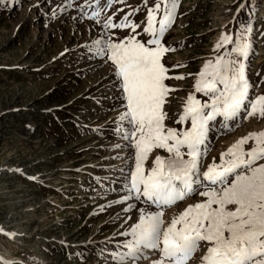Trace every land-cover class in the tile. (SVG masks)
<instances>
[{
    "label": "rangeland",
    "instance_id": "obj_1",
    "mask_svg": "<svg viewBox=\"0 0 264 264\" xmlns=\"http://www.w3.org/2000/svg\"><path fill=\"white\" fill-rule=\"evenodd\" d=\"M68 2L0 4V171L18 167L0 172V225L21 234L0 236V253L16 259L9 264H113L110 253L124 251L119 233L128 227L122 211L128 205H110L127 195L125 177H130L124 161L116 158L130 151L114 131L115 118L123 110L122 90L111 62L83 46L107 38L102 21L108 16L119 23L127 15L140 25L137 38L146 41L142 28L156 0H114L102 11L99 24L80 15H91L96 0H70L71 7ZM100 3L103 7L105 0ZM162 11L161 3L157 18ZM249 24L252 52L246 78L252 100L264 95V0H177L173 22L161 38L170 49L161 56L168 77L164 83L171 90L162 105L167 127H181L175 121L194 93L196 74L206 61L214 62L221 34L231 35L234 42L236 32ZM108 32L114 40L131 34L130 29ZM178 76L183 79H175ZM244 114L229 122L227 130L217 118L204 167L219 163L220 153L238 139L264 130V115L243 119ZM243 147L250 149L252 141ZM157 154L167 156L154 150L146 169ZM196 199L164 209V218ZM205 251L199 248L189 264H201ZM146 259L139 264H152Z\"/></svg>",
    "mask_w": 264,
    "mask_h": 264
},
{
    "label": "snow or ice",
    "instance_id": "obj_2",
    "mask_svg": "<svg viewBox=\"0 0 264 264\" xmlns=\"http://www.w3.org/2000/svg\"><path fill=\"white\" fill-rule=\"evenodd\" d=\"M113 3L105 0L102 7L96 0L91 15L83 11L80 15L99 24L102 11ZM161 3L163 11L157 18ZM176 7L177 0H156L147 9L142 32L149 38L144 42L137 38L140 25L127 15L119 23L108 16L102 21L107 38L83 46L114 66L124 101L114 131L124 141V149L130 151L116 158L124 161L130 177H125L127 195L110 201V205H128L122 207L128 227L119 233L124 237L119 244L124 251L114 249L110 256L113 264H139L147 258L145 252L151 251L159 257L152 264H187L203 247L206 251L201 264H264V162L257 163L264 161V130L238 139L220 153L219 163L204 167L209 133L217 118L220 127L227 130L242 111L243 119L256 113L264 115V95L248 99L251 25L242 26L234 42L231 35L221 34L214 62L204 63L193 86L194 93L208 100L190 93L175 121L181 127H167L162 105L171 90L164 83L168 77L161 56L170 49L162 45L161 38L173 22ZM111 29H130L131 34L114 40L108 32ZM222 47L225 51L221 53ZM250 140L252 147L245 150L243 146ZM154 150H163L167 156L155 155L151 168L146 169L145 161ZM197 196L199 199L178 214L164 218V209Z\"/></svg>",
    "mask_w": 264,
    "mask_h": 264
},
{
    "label": "bare ground",
    "instance_id": "obj_3",
    "mask_svg": "<svg viewBox=\"0 0 264 264\" xmlns=\"http://www.w3.org/2000/svg\"><path fill=\"white\" fill-rule=\"evenodd\" d=\"M223 130V129H222ZM11 166V165H10ZM10 166H8V167H4V168H2V170L0 171V172H15V171H18V167H16V166H14V167H10ZM28 173V172H27ZM17 232H19V231H15V230H11V231H9L8 229H6V227H4V226H2V225H0V236L1 237H10L12 234H16L17 236H19V235H21L20 233H17ZM3 233H9V234H11L10 236L9 235H4ZM18 242V241H17ZM59 242V241H58ZM65 242V241H64ZM1 243V242H0ZM0 248H2V247H0ZM146 253L149 255L148 257H147V259L146 260H148L150 263H152V261L153 260H155L156 259V255L155 254H153V252H151V251H146ZM16 259L15 258H12L11 257V255L9 256L7 253H6V251L5 252H3V253H0V263H6V264H9V263H12V261H15ZM192 262V260L190 259L188 262H187V264H189V263H191Z\"/></svg>",
    "mask_w": 264,
    "mask_h": 264
}]
</instances>
